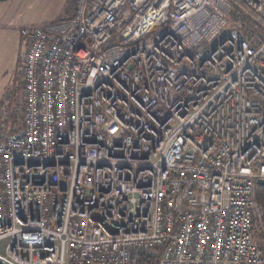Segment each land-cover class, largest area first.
I'll return each mask as SVG.
<instances>
[{
	"label": "built area",
	"instance_id": "built-area-1",
	"mask_svg": "<svg viewBox=\"0 0 264 264\" xmlns=\"http://www.w3.org/2000/svg\"><path fill=\"white\" fill-rule=\"evenodd\" d=\"M69 8L20 31L0 264H264L263 0Z\"/></svg>",
	"mask_w": 264,
	"mask_h": 264
},
{
	"label": "rangeland",
	"instance_id": "rangeland-1",
	"mask_svg": "<svg viewBox=\"0 0 264 264\" xmlns=\"http://www.w3.org/2000/svg\"><path fill=\"white\" fill-rule=\"evenodd\" d=\"M73 0H0V121L10 120L15 105L11 107L14 91L15 100L23 93L25 42L21 29L36 24L52 23L65 15ZM73 11L70 10L71 15ZM3 98V99H2ZM20 101V100H19ZM17 102L19 105L20 102ZM10 102V103H9ZM2 107H5L3 115ZM3 115V118H2ZM257 185L256 193L263 192ZM257 198V196H256ZM258 206V204H257ZM259 215L261 216L260 210ZM254 228V240L264 246V225L259 219ZM256 228L261 229L262 234ZM256 231V232H255ZM258 244V243H257Z\"/></svg>",
	"mask_w": 264,
	"mask_h": 264
},
{
	"label": "trees",
	"instance_id": "trees-1",
	"mask_svg": "<svg viewBox=\"0 0 264 264\" xmlns=\"http://www.w3.org/2000/svg\"><path fill=\"white\" fill-rule=\"evenodd\" d=\"M264 189V187H263ZM257 196V204H258V208L260 210L261 216L259 217H255L253 220V228H255V226L257 227L259 224V219L261 217V223L264 225V190L261 193H256ZM258 230V232H260L262 234L261 229L259 230V228H256ZM256 232V231H255ZM261 249L264 251V246L262 247L261 244ZM137 264H158V258H151V257H141L140 260L137 262Z\"/></svg>",
	"mask_w": 264,
	"mask_h": 264
},
{
	"label": "crops",
	"instance_id": "crops-1",
	"mask_svg": "<svg viewBox=\"0 0 264 264\" xmlns=\"http://www.w3.org/2000/svg\"><path fill=\"white\" fill-rule=\"evenodd\" d=\"M263 2H264V0H263ZM70 10H71V8H69V6L67 7V10H66V12H65V15L64 16H62V17H67V16H69L68 14H70ZM61 17V18H62ZM22 91V89L20 88V99H16L15 100V93H14V91H13V95H12V100H11V107H13L12 105H15L14 107L16 108V105H17V102L20 100H22V98H23V93L21 92ZM3 99V98H2ZM19 101V102H20ZM10 103V102H9ZM13 118V117H12ZM261 187H264V186H261ZM260 215H259V208H258V206H257V210H256V213L254 214V218L255 217H259ZM258 243V244H257ZM256 244L261 248V244L259 245V242H256Z\"/></svg>",
	"mask_w": 264,
	"mask_h": 264
},
{
	"label": "water",
	"instance_id": "water-1",
	"mask_svg": "<svg viewBox=\"0 0 264 264\" xmlns=\"http://www.w3.org/2000/svg\"><path fill=\"white\" fill-rule=\"evenodd\" d=\"M257 185H259V186H264V180L259 179V180L257 181Z\"/></svg>",
	"mask_w": 264,
	"mask_h": 264
}]
</instances>
